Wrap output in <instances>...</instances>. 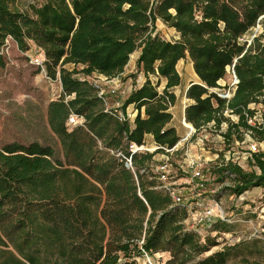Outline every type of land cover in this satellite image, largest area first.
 <instances>
[{"label":"trees","instance_id":"1","mask_svg":"<svg viewBox=\"0 0 264 264\" xmlns=\"http://www.w3.org/2000/svg\"><path fill=\"white\" fill-rule=\"evenodd\" d=\"M158 19L178 39L162 37ZM9 38L21 51L39 47L47 76L61 83L49 121L64 156L39 141L0 148V264H138L144 251L167 253L164 264H264V239L211 252L233 226L218 219L211 223L218 234L202 237L186 223L188 204H175L159 187L154 166L157 153L185 136L171 110L182 59L192 61L199 78L185 93L194 138L210 129L228 148L248 133L264 142V0H40L27 10L18 0H0V68ZM134 53L132 90L114 108L90 78L122 76ZM231 66L238 83L227 99L212 89L222 87ZM129 106L135 117L121 120ZM70 114L84 121L69 128ZM148 135L158 148L132 154L129 145L148 144ZM124 157H132V167ZM214 174L231 182L219 193L264 187V150L252 154L248 170L228 162Z\"/></svg>","mask_w":264,"mask_h":264},{"label":"rangeland","instance_id":"2","mask_svg":"<svg viewBox=\"0 0 264 264\" xmlns=\"http://www.w3.org/2000/svg\"><path fill=\"white\" fill-rule=\"evenodd\" d=\"M38 2L40 0H18V6L27 10L30 4ZM157 28L162 37L167 40L173 41L179 37L176 30L161 19L157 20ZM258 29H260L259 26L246 37H252ZM1 53L5 57L6 65L0 68V148L14 141L24 144L39 141L45 145H52L57 155L63 158L61 140L52 130L49 121L50 104L62 97V86L59 80L50 79L39 65V62L44 59L42 50L33 44L28 51H21L15 41L9 38L2 47ZM136 58L137 53H134L122 76L108 82L107 79H102L95 74L90 81L101 87L112 102L120 97H126L128 88L130 85L133 86L130 74L136 71ZM65 67L72 69L73 65L67 64ZM177 69L182 76V85L174 89L178 101L172 110L173 124L185 135L182 123V108L187 100L185 93L188 85L199 81V78L195 75L189 58L182 59ZM139 81H144L143 75L139 77ZM230 82L231 75L227 72L220 84L228 86ZM163 86L164 81L161 82L159 90H162ZM112 90H115V93H112ZM251 107L261 108L260 105H251ZM70 116L67 126L72 128ZM201 135L204 137V142H198L195 139L189 142L182 141L169 155L157 153L154 156L156 170L161 169L166 172L169 181L180 189L184 202L191 207L192 213L186 221L187 225L197 229L202 237L209 234L217 235L218 232H211V224L199 222L198 212L212 208L211 215L214 221L224 219L233 226L232 232L220 233L218 240L221 245L213 248L211 252L221 249L224 244H234L242 239H264V187H255L240 196L230 191L219 193L221 188L230 185L231 182H221L214 174L216 166L228 162L236 163L248 170L249 161L243 158L241 153L247 151L251 141L256 142V140L248 138L244 144L235 143L232 150H229L220 132L206 129ZM147 145L154 151L155 145L152 140L148 139ZM259 147L261 151L264 150V142ZM189 160L207 163L204 171L207 186L200 194L189 168ZM212 190L218 193H212ZM168 258L167 253L146 255L143 252L142 257H138V264H164Z\"/></svg>","mask_w":264,"mask_h":264},{"label":"built area","instance_id":"3","mask_svg":"<svg viewBox=\"0 0 264 264\" xmlns=\"http://www.w3.org/2000/svg\"><path fill=\"white\" fill-rule=\"evenodd\" d=\"M44 60H45V58L42 61L39 62V65L46 72L45 65H44ZM227 71L231 75V82H230V84L228 86H223V85L220 84L222 86L221 88H213L212 91H214V92L222 95L223 97H225L227 99H230L231 96L233 95V92L235 91L236 85L238 83V79L236 77V74H235V71L233 69V66L228 67ZM112 93H115V90H112ZM103 94H104V92H103V90H101L100 91V96L103 95ZM134 115H135V113L134 114H130L128 112H127V114H123L122 112L119 113V116H120V119L121 120H126V119L132 120L134 118ZM232 118L233 119H236V117H232ZM69 121H70L71 125L75 126V125L81 124L84 121V119L82 117H79V116L75 115V114H72L70 116ZM250 122H252V120H250ZM182 123H183L184 127L187 129V132H186L185 136L173 148H171V149H167L166 148V152L167 153H163V154L169 155L170 153L174 152L178 148L179 144L182 141L189 142V141L195 139L198 142L199 141L200 142L201 141L204 142V137H201V136H203V135H201L202 132L197 137L194 138V135L196 133V130L194 129V127L191 124L187 123L186 120H185V118H183ZM209 126L211 127L212 126V123ZM226 126H227L226 123H224L222 125V130H224L226 128ZM205 130L206 129H204L203 132ZM248 138H253V137L248 133V134H246V138H245L244 141H242V142L237 141L235 143H241V144L243 143L244 144ZM235 143H233L229 147V150L231 148H233V146H234ZM261 144H263V142L251 141L248 144L247 151L241 153V156L243 158L248 159V161H249V159L251 158V156H252L253 153L258 152V151H261L260 150V147H259V145H261ZM129 148H130V151L132 152V154L140 153V152H146V151H152L151 148H148V145L147 144L146 145H140L139 146L137 144L131 143L129 145ZM157 148H158L157 146H154V148H153L154 151ZM124 158H125V164H126V166L132 167V157H124ZM163 167H165V166H163ZM189 168H190V170H191V172L193 174V177L196 180V186H197L198 191H199L198 194H200V192L201 191H204V189L207 186V182H206L207 179H206L205 174H204V171L207 168V163L206 162H202V161H197V160H189ZM156 171L160 173L161 185L159 187L165 188V189H167L170 192L171 197H172L174 203L175 204H187V203L184 202V197L180 193V189L177 186H175L171 181H169L166 172L164 170H161V169L156 170ZM211 192L212 193H215V194L217 193L216 190H212ZM188 207H189V212H190V217H191L192 211H191V207L189 206V204H188ZM212 211H213L212 208H206L203 211H199L198 212L199 215H200L199 222L211 224L214 221L212 219L213 216L211 215ZM144 253L146 255H148L147 252L144 251Z\"/></svg>","mask_w":264,"mask_h":264},{"label":"crops","instance_id":"4","mask_svg":"<svg viewBox=\"0 0 264 264\" xmlns=\"http://www.w3.org/2000/svg\"><path fill=\"white\" fill-rule=\"evenodd\" d=\"M138 56H139V53H137V58H138ZM136 58V59H137ZM181 61V60H180ZM179 61V62H180ZM178 62V63H179ZM193 64V63H192ZM194 68V67H193ZM195 75H196V73H195ZM100 77H102V79H107V81L109 82L111 79H108L106 76H104V75H99ZM197 76V75H196ZM198 77V76H197ZM164 84H165V82H164ZM190 85H188V87H189ZM188 87H187V89H188ZM131 90H132V85H130V87L128 88V91H127V93L129 94L130 92H131ZM109 98L110 97H108V102H107V104H112V107H114V108H119V106L121 105V103L123 102V100H124V98H126V97H120L118 100H115L114 102H112L111 100H109ZM122 100V101H121ZM192 102V100H190V99H188L187 98V100H186V102H185V104H184V106H183V108H182V119L185 117V108L187 107V105L189 104V103H191ZM176 106V105H175ZM175 106H173L172 107V109L171 110H173V108H175ZM127 112L128 113H130V114H134L135 113V115H136V112H135V109H134V107L133 106H129L128 108H127ZM173 113V112H172ZM135 115H134V117H135ZM173 120H174V113H173ZM174 125V124H173ZM179 130V129H178ZM179 132L181 133V131L179 130ZM147 138L148 139H150V140H152V142H153V138H152V136L151 135H148L147 136Z\"/></svg>","mask_w":264,"mask_h":264}]
</instances>
